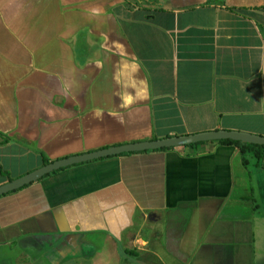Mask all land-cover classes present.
Here are the masks:
<instances>
[{
    "label": "crops",
    "instance_id": "obj_1",
    "mask_svg": "<svg viewBox=\"0 0 264 264\" xmlns=\"http://www.w3.org/2000/svg\"><path fill=\"white\" fill-rule=\"evenodd\" d=\"M217 131L264 138V0H0V187ZM244 156L208 142L53 172L0 196V264H264V153Z\"/></svg>",
    "mask_w": 264,
    "mask_h": 264
},
{
    "label": "water",
    "instance_id": "obj_2",
    "mask_svg": "<svg viewBox=\"0 0 264 264\" xmlns=\"http://www.w3.org/2000/svg\"><path fill=\"white\" fill-rule=\"evenodd\" d=\"M233 141L246 145H254L264 147V138L254 135H249L241 132L217 131L203 133L192 136L173 137L164 140L152 142H141L123 146H115L100 151L72 156L69 158L54 161L35 172L14 180L0 187V196L14 192L24 186L30 185L33 182L47 176L53 172L59 171L78 164H84L91 161L101 160L109 157H115L125 154H135L141 152L157 151L163 149H171L177 147L191 146L208 142Z\"/></svg>",
    "mask_w": 264,
    "mask_h": 264
},
{
    "label": "trees",
    "instance_id": "obj_3",
    "mask_svg": "<svg viewBox=\"0 0 264 264\" xmlns=\"http://www.w3.org/2000/svg\"><path fill=\"white\" fill-rule=\"evenodd\" d=\"M221 145L225 146H235L239 150V155L242 159L243 165L246 164L245 159H244V154L248 150H254L256 152V155L264 153V147L260 146H254V145H246V144H241L238 142H233V141H220L218 142ZM259 159V158H258ZM49 163L48 160H43V165H47ZM127 254H130L131 252H126Z\"/></svg>",
    "mask_w": 264,
    "mask_h": 264
},
{
    "label": "rangeland",
    "instance_id": "obj_4",
    "mask_svg": "<svg viewBox=\"0 0 264 264\" xmlns=\"http://www.w3.org/2000/svg\"><path fill=\"white\" fill-rule=\"evenodd\" d=\"M252 161V160H251ZM250 163H253V162H250ZM251 168V167H250ZM249 168V169H250ZM248 190H250V188H248ZM251 191V190H250ZM236 194H237V201L240 203V202H242V200H244V198H242V197H245L246 196V194H243V195H241V192H240V190L239 189H237L236 190V192H235ZM246 198V197H245ZM263 206V204H261V206L260 207H262ZM258 208L255 212L257 213V214H259V210H260V212L261 213H263V209H261V208ZM242 210V209H241Z\"/></svg>",
    "mask_w": 264,
    "mask_h": 264
}]
</instances>
